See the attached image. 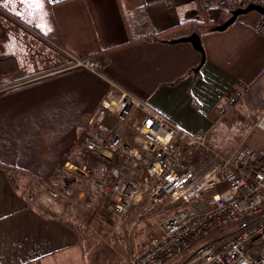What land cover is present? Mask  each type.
<instances>
[{
	"label": "crops",
	"instance_id": "0c3cea01",
	"mask_svg": "<svg viewBox=\"0 0 264 264\" xmlns=\"http://www.w3.org/2000/svg\"><path fill=\"white\" fill-rule=\"evenodd\" d=\"M138 9L159 40L127 43L124 16ZM0 16V88L11 87L0 94V264H86L89 233L73 217L61 221L24 202L21 174L48 180L83 150L87 117L110 83L189 133L212 129L216 107L238 84L249 85L248 100L264 107V30L255 31L256 12L223 31L214 28L230 12L206 10L202 0H2ZM193 32L203 63L189 43H172ZM63 50L94 58L98 71L57 72L69 63ZM263 136L257 148H264ZM97 197L86 186L77 213L96 208ZM146 201L123 224L156 236L161 214L136 221Z\"/></svg>",
	"mask_w": 264,
	"mask_h": 264
},
{
	"label": "built area",
	"instance_id": "2783aa9c",
	"mask_svg": "<svg viewBox=\"0 0 264 264\" xmlns=\"http://www.w3.org/2000/svg\"><path fill=\"white\" fill-rule=\"evenodd\" d=\"M252 5L264 8V0H202L206 10L232 12ZM263 30L261 16L255 31ZM62 53L70 64L57 72L98 71L94 58ZM247 91L246 84L232 88L216 118ZM255 127L264 133V112ZM207 135L183 130L114 83L87 117L83 155L93 163L67 160L62 170L97 192L96 210L119 224L144 199L136 221L178 208L159 221V234L124 264H264V148L239 146L225 156L208 144ZM61 192L55 182H33L23 185L21 197L67 221L85 191H78L77 199ZM224 228L229 229L220 232Z\"/></svg>",
	"mask_w": 264,
	"mask_h": 264
},
{
	"label": "rangeland",
	"instance_id": "374dc122",
	"mask_svg": "<svg viewBox=\"0 0 264 264\" xmlns=\"http://www.w3.org/2000/svg\"><path fill=\"white\" fill-rule=\"evenodd\" d=\"M250 13L255 12L252 11L248 14ZM69 64L70 63H68L67 66ZM13 82L15 83V81ZM9 88L11 87H2L0 90ZM249 93L248 86V91L245 93L243 98L240 99L223 118L217 119L214 114V120L212 122L214 123V126L212 129L210 128L205 130L208 132V144L222 155L229 156L239 146H249L253 148L261 146L255 143V139L258 136H263L264 134L255 127V124L263 114L264 107L262 105L260 106L261 102L256 103L257 105H254L255 102L252 103V100L250 102L248 100ZM205 131L200 130L199 133ZM262 147H264V145ZM82 161L86 164H92L93 158L84 154ZM79 191L82 190L79 189ZM75 196L77 199V192L73 194V197ZM82 198L83 196L78 198L79 200L77 199V201H81ZM177 209L178 208L165 209L162 211L161 218L174 213ZM87 210L85 209L83 212L78 214L75 209L76 214L73 217L79 225L81 224V231L84 230L89 233V236H87L89 238H87L88 240L84 243L86 264H124L122 261L133 256L131 253L135 252L137 249L139 250V248H141L142 250L147 239L153 236L156 232V230H147L143 225L141 226H143V230L145 231L139 229V227L135 228V226H125L123 221L116 224L103 215L100 208L99 210H96V208H92L89 211ZM99 220L103 222H100ZM156 226L157 230H159V224ZM100 227H102V229ZM137 229L139 230L138 232ZM227 229L229 228H224L220 232H226ZM131 230L133 235L128 233ZM136 232L139 234L137 238Z\"/></svg>",
	"mask_w": 264,
	"mask_h": 264
},
{
	"label": "trees",
	"instance_id": "16d2710c",
	"mask_svg": "<svg viewBox=\"0 0 264 264\" xmlns=\"http://www.w3.org/2000/svg\"><path fill=\"white\" fill-rule=\"evenodd\" d=\"M1 1L2 0H0V2ZM124 22H125L127 34L129 36L127 43L135 42L138 40H145V41L159 40L160 33L151 32L149 30L147 15L145 14V11L143 9H138L137 13L135 12V13H131L130 15H125ZM72 155H75L72 161L77 163H82L83 150L81 149L77 150L75 154H71L69 158H71ZM69 158H67L65 161L71 160ZM21 176H23L24 180L28 184L33 182H39L41 184H45L48 182H55L61 187V190L64 194L70 193L68 194V196H73V194L75 192H78L79 189L85 191L86 189L85 187L87 186L83 182L77 180L76 178L64 173L62 170V166L59 169H57L54 175L48 180H44L40 177L24 174V173L21 174Z\"/></svg>",
	"mask_w": 264,
	"mask_h": 264
},
{
	"label": "water",
	"instance_id": "95a60500",
	"mask_svg": "<svg viewBox=\"0 0 264 264\" xmlns=\"http://www.w3.org/2000/svg\"><path fill=\"white\" fill-rule=\"evenodd\" d=\"M252 11L264 16V8H261L259 6L252 5L245 9H237V10L230 12V17L222 25L215 27L214 31L225 30L229 25H231L236 20L238 16L246 15ZM172 43H189L193 47L194 50H196L197 52L201 54V63L204 62V49L201 44L200 37L196 32H193L187 37L174 40L172 41Z\"/></svg>",
	"mask_w": 264,
	"mask_h": 264
},
{
	"label": "snow or ice",
	"instance_id": "6c2138e0",
	"mask_svg": "<svg viewBox=\"0 0 264 264\" xmlns=\"http://www.w3.org/2000/svg\"><path fill=\"white\" fill-rule=\"evenodd\" d=\"M32 2H34V3H39V0H32Z\"/></svg>",
	"mask_w": 264,
	"mask_h": 264
}]
</instances>
